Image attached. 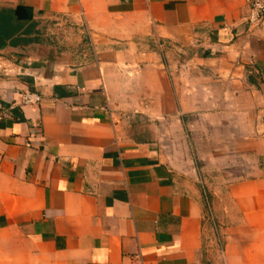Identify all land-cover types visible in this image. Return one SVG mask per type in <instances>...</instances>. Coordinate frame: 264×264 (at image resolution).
<instances>
[{"label":"crops","instance_id":"crops-1","mask_svg":"<svg viewBox=\"0 0 264 264\" xmlns=\"http://www.w3.org/2000/svg\"><path fill=\"white\" fill-rule=\"evenodd\" d=\"M246 14V0H0V264H264V124H231L255 154L215 233L199 188L112 107L134 90L130 111L171 118L179 97L187 111L150 48L163 42H199L264 85V18ZM61 16L91 44L48 36Z\"/></svg>","mask_w":264,"mask_h":264},{"label":"rangeland","instance_id":"rangeland-1","mask_svg":"<svg viewBox=\"0 0 264 264\" xmlns=\"http://www.w3.org/2000/svg\"><path fill=\"white\" fill-rule=\"evenodd\" d=\"M51 27L46 34L53 38L56 27ZM150 48L171 78L173 89L183 95L187 111L183 112L180 97L178 115L171 118L130 111L141 102L134 90H128L124 97L120 92L113 97V112L130 136L152 143L174 178L199 188L216 233L226 219L224 206L230 204L228 185L245 178L235 174L243 166L250 169L255 154L245 148L242 130L231 124H264V85L245 74L221 70L218 56L208 60L199 42H163ZM257 160L264 161L260 155Z\"/></svg>","mask_w":264,"mask_h":264},{"label":"built area","instance_id":"built-area-1","mask_svg":"<svg viewBox=\"0 0 264 264\" xmlns=\"http://www.w3.org/2000/svg\"><path fill=\"white\" fill-rule=\"evenodd\" d=\"M247 1V14H246V21L248 25L252 27L258 26L262 19L264 18V0H246ZM53 26L57 28H61L65 31V33L70 32L80 35L85 42L91 44V34L89 29L85 24H82L80 27H72L69 25L68 20L65 16L59 17L55 20ZM86 53H84V56ZM94 61L98 62L97 57L94 54L93 57ZM40 100V95L36 92L26 91L20 97L21 104H30V103H37ZM210 221L212 220V216L208 214L207 217Z\"/></svg>","mask_w":264,"mask_h":264},{"label":"water","instance_id":"water-1","mask_svg":"<svg viewBox=\"0 0 264 264\" xmlns=\"http://www.w3.org/2000/svg\"><path fill=\"white\" fill-rule=\"evenodd\" d=\"M59 31L63 32L64 30L61 29V28H57V27H56V28H55V32H56V33H57V32L59 33ZM64 32H65V31H64ZM64 35H65V34H64Z\"/></svg>","mask_w":264,"mask_h":264},{"label":"trees","instance_id":"trees-1","mask_svg":"<svg viewBox=\"0 0 264 264\" xmlns=\"http://www.w3.org/2000/svg\"><path fill=\"white\" fill-rule=\"evenodd\" d=\"M204 207L206 208V205L204 204Z\"/></svg>","mask_w":264,"mask_h":264}]
</instances>
